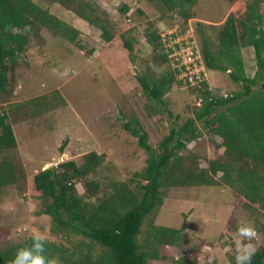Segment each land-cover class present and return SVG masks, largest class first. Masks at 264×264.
I'll list each match as a JSON object with an SVG mask.
<instances>
[{
  "label": "rangeland",
  "instance_id": "obj_1",
  "mask_svg": "<svg viewBox=\"0 0 264 264\" xmlns=\"http://www.w3.org/2000/svg\"><path fill=\"white\" fill-rule=\"evenodd\" d=\"M112 1L116 9L127 3L131 10L127 14L129 19H125L109 8L107 16L114 22L116 36L109 46L97 27L91 26L85 31L81 49L64 36L52 37L51 32L41 29V37L32 36L31 45L17 56L13 66L7 62L8 85L0 95V109L2 106L8 112L17 144L0 150V169L6 162L13 163V171L3 174L4 180L0 183V248L26 243L33 231L39 230L55 246L51 257L60 254L65 259H60L61 264H65L74 243L87 239L53 228L51 218L41 213L42 199L32 186V175L47 168L49 162L51 166L65 159L80 163L85 153L96 151L104 159L93 177L102 184L110 178L126 181L131 176L141 178L138 174L146 166L148 153L139 146L137 137L124 129V123L132 121L134 127L147 134L151 147L159 151L160 142L170 128L179 127L192 117L201 103L200 91L193 81L192 86L181 88L174 84L163 95L164 103L154 104L145 95L139 78L146 75L151 81L168 72L166 64L152 58L146 30L156 28L165 37L178 33L174 39L170 36L166 39L172 43L193 44L200 57L202 46L197 21L204 23L206 33L214 35L212 25L221 24L229 12L242 10L241 0H196L191 6L195 17L179 33L178 28L184 25L182 17L176 10L163 8L157 0ZM260 8L264 14V2ZM63 28L66 37L72 35L67 26ZM121 36L131 40L132 50L122 46ZM91 49L93 53L89 52ZM240 51L247 74L253 76L256 71L253 47H242ZM179 53L186 63L190 62L187 47H182ZM53 68L59 72L53 73ZM65 69L68 75L62 74ZM224 74L225 78H220V72L207 70L212 93L221 95L224 88L240 89V85L233 84ZM196 125L201 136L186 142L180 154L185 157L183 165L191 164L187 157L195 156L199 167H207V159L217 157L222 150L214 146L221 138L210 139L204 127L199 122ZM65 139L62 153L59 147ZM77 188L81 192L80 184ZM166 188H161L162 205L144 240L151 242L156 233L160 234L153 227H163L162 232L167 230L164 227L181 228L186 240L174 247L161 246L156 241L153 245L156 256L150 257L148 264H176L174 261L179 255L196 260L197 264H228V254L237 251L238 228L241 225L254 228L255 220L264 222V213L255 209L257 204L247 207L240 194L222 184ZM143 227L149 229L147 225ZM255 232V237L245 239L244 244L256 249L264 243V238ZM228 237L234 244L230 245ZM142 246L146 248L145 242ZM97 251L94 245L93 254Z\"/></svg>",
  "mask_w": 264,
  "mask_h": 264
},
{
  "label": "trees",
  "instance_id": "obj_2",
  "mask_svg": "<svg viewBox=\"0 0 264 264\" xmlns=\"http://www.w3.org/2000/svg\"><path fill=\"white\" fill-rule=\"evenodd\" d=\"M157 1L163 8L176 10L182 17L184 25L178 28L179 33L187 28V21L195 17L191 6L196 0ZM54 2L72 10L86 24L97 27L104 41L109 44L114 41V22L109 20L107 12L96 0H0V95L6 91L8 85L7 62H11L13 66L17 56L31 45L32 36L41 37V29L51 32L52 37L64 36L81 49L82 32L49 12V5ZM262 2L264 0H241L242 10L229 12L221 24L212 25L215 29L214 35L206 33L203 29L204 23L197 21L202 46L201 57L206 69L211 73L226 72L233 84L240 85V89L224 88L220 95L210 91L208 78L196 83L201 103L192 117L187 118L179 127L170 128L168 135L160 142L159 151L151 147L147 134L134 127L132 121L124 123V129L136 136L139 146L148 153L146 166L138 174L141 178L131 176L127 181L110 178L102 184L93 177L104 159L96 151L85 153L80 163L75 159H65L32 175V186L42 199L41 213L51 218L53 228L60 233L77 234L87 239L86 242L74 243L65 264H148V259L156 256V247H153L156 241L158 245L173 247L185 241L181 228L168 227H164L167 229L164 232L161 231L163 227H153L160 234L156 233V239L151 242L144 240L151 230V224L154 225L158 208L162 205L164 192L161 188L164 187L219 183L240 194L247 207L257 204L255 209L264 213ZM129 10V5L123 3L117 8V13L129 19ZM170 18H174L173 15ZM25 25L31 26L30 32L26 35H13L12 29H22ZM64 25L72 32V35H67L68 38L61 30L65 29ZM177 34L174 32L173 36ZM145 37L151 45L152 58L166 64L168 72L151 81L146 75L141 76L139 79L142 90L154 104L164 103L163 95L174 84L180 88L192 85L187 78H179L180 68L172 65V58L169 57L173 49L165 45L158 29L146 30ZM122 38V46L132 50L131 40ZM174 46L179 48L178 43ZM244 46H252L254 49L256 71L252 77L245 73L240 51ZM89 52L93 53L92 49ZM256 84L259 87L253 89ZM8 117L7 110L1 106L0 150L15 147L17 144ZM135 122L138 123L137 120ZM196 122L204 127L210 139L221 138L219 142H214L216 149L223 146V151L217 157L207 159V167H199L195 156L187 157L192 162L187 166L183 165L185 157L180 154L186 148V142L201 136ZM66 142L67 139L59 147L62 153ZM12 164L6 162L0 169V183L4 180L3 174H11L13 171ZM219 172L220 175L216 177ZM77 184L82 186L81 192L78 191ZM145 225L149 229L145 230ZM253 226L264 238V222L255 220ZM141 235L146 248H143V242L140 243ZM229 238L230 245L234 244ZM31 243L30 238L26 243L0 248V264H9L17 249L30 247ZM94 245L98 248L95 255L92 252ZM54 247L49 241L45 245L44 255L51 257ZM75 252L78 254L72 259ZM235 255L236 252L228 254V264H235ZM58 256L63 259L60 254ZM174 262L197 264L196 260L180 255ZM251 264H264V243L255 249Z\"/></svg>",
  "mask_w": 264,
  "mask_h": 264
},
{
  "label": "clouds",
  "instance_id": "obj_3",
  "mask_svg": "<svg viewBox=\"0 0 264 264\" xmlns=\"http://www.w3.org/2000/svg\"><path fill=\"white\" fill-rule=\"evenodd\" d=\"M13 35H26L31 31L30 25H25L22 29L16 28L11 30ZM53 73H58L59 69L53 68ZM68 75L65 69L62 73ZM237 251L235 255V264H251L255 248L251 244L245 245L244 240H250L255 237V229L249 225H241L237 230ZM30 247L17 249L9 264H61L59 256L48 257L44 253L45 245L48 243L47 238L39 230H34Z\"/></svg>",
  "mask_w": 264,
  "mask_h": 264
},
{
  "label": "built area",
  "instance_id": "obj_4",
  "mask_svg": "<svg viewBox=\"0 0 264 264\" xmlns=\"http://www.w3.org/2000/svg\"><path fill=\"white\" fill-rule=\"evenodd\" d=\"M170 36L172 39L176 37L177 35L171 34L167 35V37ZM162 41L165 43V45H168L172 47L173 51L170 52L169 57L172 58V65H175L176 67L180 68V73L178 74L179 78H187L188 81H193L195 83H198L199 81L207 78V69L203 63L202 57H199L198 50L196 46L190 43V45H187L186 42H173L171 39H166L167 37L161 36ZM175 43H178L179 48L174 46ZM186 43V46H185ZM182 47H187L188 52L190 53L188 60L190 62L186 63L183 59V56L179 53V51L182 49ZM185 57V55H184ZM187 60V59H186ZM183 67V68H182Z\"/></svg>",
  "mask_w": 264,
  "mask_h": 264
},
{
  "label": "crops",
  "instance_id": "obj_5",
  "mask_svg": "<svg viewBox=\"0 0 264 264\" xmlns=\"http://www.w3.org/2000/svg\"><path fill=\"white\" fill-rule=\"evenodd\" d=\"M96 3L97 4H101L100 6L102 7V9H104L106 12H109V8L110 10H113L114 11V14L115 12L117 11V9L115 8L114 6V2L112 0H96ZM103 3V5H102ZM109 6V7H107ZM53 8V9H52ZM52 9V10H51ZM112 11V12H113ZM49 12L53 15H55L56 17H58L60 20L66 22L67 24L69 25H72L73 27L79 29L82 33V35H84L87 31V29L93 25H88L86 24L83 20H81L78 15L76 13H74L72 10L66 8L65 6L59 4L58 2H54L52 4L49 5ZM110 13V12H109ZM114 20V19H113ZM95 27V26H93ZM106 42V41H104ZM106 46H108L109 42H106ZM244 47H247V46H244ZM252 47V46H251ZM254 50V49H253ZM255 57V55H254ZM245 68V73L248 77H252L251 75L247 74L246 72V67ZM255 72V71H254ZM253 72V74H254ZM214 75V74H213ZM223 75L224 72H220V78H225ZM226 76V75H225ZM214 78V77H213ZM227 79V78H226ZM215 80H217V78H215ZM224 107V106H223ZM222 148L221 151H223V146L220 147V149ZM220 151V152H221Z\"/></svg>",
  "mask_w": 264,
  "mask_h": 264
},
{
  "label": "water",
  "instance_id": "obj_6",
  "mask_svg": "<svg viewBox=\"0 0 264 264\" xmlns=\"http://www.w3.org/2000/svg\"><path fill=\"white\" fill-rule=\"evenodd\" d=\"M52 165V162H49V165H48V167H50ZM180 252V251H179Z\"/></svg>",
  "mask_w": 264,
  "mask_h": 264
}]
</instances>
